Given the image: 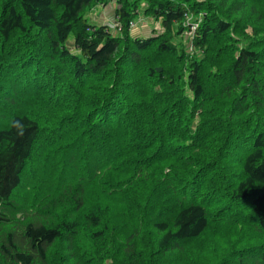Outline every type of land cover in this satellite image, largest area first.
Segmentation results:
<instances>
[{
  "label": "trees",
  "instance_id": "trees-1",
  "mask_svg": "<svg viewBox=\"0 0 264 264\" xmlns=\"http://www.w3.org/2000/svg\"><path fill=\"white\" fill-rule=\"evenodd\" d=\"M106 263L264 264V0H0V264Z\"/></svg>",
  "mask_w": 264,
  "mask_h": 264
},
{
  "label": "rangeland",
  "instance_id": "rangeland-1",
  "mask_svg": "<svg viewBox=\"0 0 264 264\" xmlns=\"http://www.w3.org/2000/svg\"><path fill=\"white\" fill-rule=\"evenodd\" d=\"M89 21L92 24H107L109 26H111V28L114 27V5L112 4L111 6H108L104 9L99 8L96 9L94 11H92L89 15H88ZM197 19V20H195ZM203 20V15H198V16H194V18L190 19V22H194V24H197L200 26V24L202 23ZM135 28H133L132 30H130L131 34L133 36H141L144 38H148L150 35L153 34L154 31L160 32V23L159 22H155L151 19L145 18L143 16H140L139 19L136 20L135 23ZM248 33L250 32L249 30L247 31ZM193 37H190L189 35H187V32H185L183 38L180 39V42H182L183 44H185L187 47L190 46L189 42ZM177 42H179L178 40H176ZM188 51L189 48H187ZM250 223V222H249ZM248 223V224H249ZM251 225V224H249ZM240 233H243V231H239ZM250 231H248L249 233ZM249 238H252L253 240L255 239L256 236H258V234L256 232L250 233ZM255 236V237H253ZM251 244V241L248 239V242H244L242 244H238L241 246H245L247 244ZM237 245V246H238ZM108 264V263H106Z\"/></svg>",
  "mask_w": 264,
  "mask_h": 264
},
{
  "label": "built area",
  "instance_id": "built-area-1",
  "mask_svg": "<svg viewBox=\"0 0 264 264\" xmlns=\"http://www.w3.org/2000/svg\"><path fill=\"white\" fill-rule=\"evenodd\" d=\"M129 27H130V29H132V28L135 27V24L134 23H130L129 24ZM196 28H197V25L196 24L191 25L190 28H189V30L187 31V35H189L190 37H193ZM120 30H121V28L116 27V31L117 32H120Z\"/></svg>",
  "mask_w": 264,
  "mask_h": 264
}]
</instances>
